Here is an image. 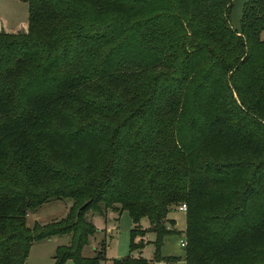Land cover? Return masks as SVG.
Segmentation results:
<instances>
[{
  "label": "trees",
  "instance_id": "trees-1",
  "mask_svg": "<svg viewBox=\"0 0 264 264\" xmlns=\"http://www.w3.org/2000/svg\"><path fill=\"white\" fill-rule=\"evenodd\" d=\"M27 32L0 30V264L71 235L89 212L126 211L130 252L148 218L154 261L184 204V264H264V0H19ZM107 154V157L105 155ZM66 218L29 228L43 204ZM115 264H148L130 256Z\"/></svg>",
  "mask_w": 264,
  "mask_h": 264
},
{
  "label": "rangeland",
  "instance_id": "rangeland-1",
  "mask_svg": "<svg viewBox=\"0 0 264 264\" xmlns=\"http://www.w3.org/2000/svg\"><path fill=\"white\" fill-rule=\"evenodd\" d=\"M247 0H233L230 8V23L232 28L240 33L243 8ZM28 5L19 0H0V30L8 33L27 32L25 26L28 25ZM264 39V32L261 34ZM107 157V154L105 155ZM72 200H54L43 204L37 210L30 212L27 216V225L33 228L34 224L42 226L52 222L61 221L66 218L72 206ZM98 231L94 236L89 237L83 247L81 255L85 259H92L96 255L98 244L101 240L106 242L105 258L101 264H115L127 256L133 259H144L148 264H184V250L180 246L185 229V213L180 212L178 207H174L167 215V221H174V227L166 224L170 230L177 231L165 237L160 249L161 257H172V259H161L154 261L156 252L157 236L155 233L146 232L150 229L148 218L140 221L141 233L135 239V243H144V247L130 252V231L133 227L128 212H89L85 216ZM72 236H55L41 242L32 244L29 249L25 264H55V257L63 247L71 245ZM65 264H75L72 259H68Z\"/></svg>",
  "mask_w": 264,
  "mask_h": 264
},
{
  "label": "built area",
  "instance_id": "built-area-1",
  "mask_svg": "<svg viewBox=\"0 0 264 264\" xmlns=\"http://www.w3.org/2000/svg\"><path fill=\"white\" fill-rule=\"evenodd\" d=\"M178 210H179L180 212H184V213H185V211H186V206H185L184 204H182V205H180V206L178 207ZM185 245H186V242H185V240L182 238V239L180 240V246L183 248V247H185Z\"/></svg>",
  "mask_w": 264,
  "mask_h": 264
},
{
  "label": "crops",
  "instance_id": "crops-1",
  "mask_svg": "<svg viewBox=\"0 0 264 264\" xmlns=\"http://www.w3.org/2000/svg\"><path fill=\"white\" fill-rule=\"evenodd\" d=\"M26 27V29H27V26H25ZM7 32V31H6ZM8 33V32H7Z\"/></svg>",
  "mask_w": 264,
  "mask_h": 264
}]
</instances>
